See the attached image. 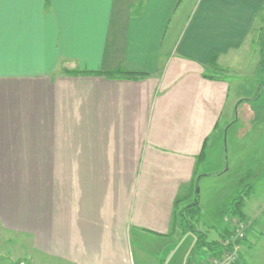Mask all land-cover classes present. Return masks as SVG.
<instances>
[{
  "label": "crops",
  "instance_id": "0c3cea01",
  "mask_svg": "<svg viewBox=\"0 0 264 264\" xmlns=\"http://www.w3.org/2000/svg\"><path fill=\"white\" fill-rule=\"evenodd\" d=\"M138 4L0 0V235L28 264H134L132 240L194 200L229 94L210 58L244 47L264 0Z\"/></svg>",
  "mask_w": 264,
  "mask_h": 264
},
{
  "label": "rangeland",
  "instance_id": "374dc122",
  "mask_svg": "<svg viewBox=\"0 0 264 264\" xmlns=\"http://www.w3.org/2000/svg\"><path fill=\"white\" fill-rule=\"evenodd\" d=\"M260 27L256 20L244 47L229 55L227 64L217 66L218 72L207 71L228 82L229 94L219 126L205 148V159L197 168L193 197L198 215L186 216L193 229L182 233L178 224L173 234L161 240L154 236H143L142 242L133 239L134 264H200L208 252L206 245L197 244V237L201 234L206 241L221 240L228 225L229 203L242 190L246 193L243 209L259 211L256 215L247 213L259 219L247 224L240 253L245 264H264V26L261 32ZM9 236L0 235V263H26L24 237L8 245Z\"/></svg>",
  "mask_w": 264,
  "mask_h": 264
},
{
  "label": "trees",
  "instance_id": "16d2710c",
  "mask_svg": "<svg viewBox=\"0 0 264 264\" xmlns=\"http://www.w3.org/2000/svg\"><path fill=\"white\" fill-rule=\"evenodd\" d=\"M142 4V0H139V4H138V8H140ZM46 6H48V1L46 3ZM264 10V7H261V10ZM262 12V11H261ZM257 22L258 25H260V32L263 29L264 26V15L258 14L257 17ZM264 37V36H263ZM261 53V52H260ZM262 64H261V73L264 76V49H262ZM215 57L214 55L211 56L210 58V66H212V68H214L213 70L215 72H218L219 69L217 68V66L214 64ZM67 73H71V74H99L98 71H85V70H79V69H74V70H68ZM110 75L113 76H118V75H123L122 71H114L112 73H110ZM205 78L207 79H213L212 76L203 75ZM206 146V144H205ZM205 157V147L203 145V149L198 157V161L203 160ZM195 182V180H194ZM249 185V184H248ZM247 186V185H246ZM250 187V186H249ZM246 191L248 192L249 190L246 189ZM251 191V189H250ZM243 192V190H242ZM242 192H240L238 195H236L232 201L229 203V207L227 209V217H228V225L225 227V229L223 230L222 234H221V240H214V241H206L202 239V235L199 234V236L197 237V244L200 245H206V252H208V257H216L219 255L220 250L222 248V241H225L227 239H229L230 237H232L233 232L235 231V228L232 225V219H237L240 222H243L245 224V226L247 227L246 223L244 222V213H243V205H244V199H245V194H242ZM187 198H183V197H178L175 200L174 203V211H173V215L174 218L176 220V222L181 225L182 227V233L185 232L187 229H193L192 226H189V222H187L186 220V216H190L192 218L196 217L198 215V205H197V199L194 198L193 202L190 204H183L186 201ZM182 204V205H181ZM246 231V230H245ZM246 233V232H245ZM246 238V235H245ZM244 240H240L237 241V244L240 247V244L243 242ZM242 260V256L240 255V251H239V259H238V264L241 263Z\"/></svg>",
  "mask_w": 264,
  "mask_h": 264
},
{
  "label": "built area",
  "instance_id": "2783aa9c",
  "mask_svg": "<svg viewBox=\"0 0 264 264\" xmlns=\"http://www.w3.org/2000/svg\"><path fill=\"white\" fill-rule=\"evenodd\" d=\"M232 225L235 231L232 237L222 241V248L220 253L216 257H207L200 262V264H238L240 247L237 241L245 239V229L246 226L243 222L237 219H232Z\"/></svg>",
  "mask_w": 264,
  "mask_h": 264
}]
</instances>
